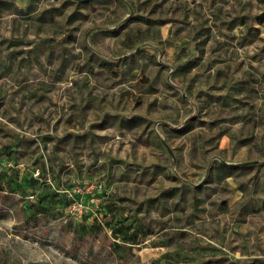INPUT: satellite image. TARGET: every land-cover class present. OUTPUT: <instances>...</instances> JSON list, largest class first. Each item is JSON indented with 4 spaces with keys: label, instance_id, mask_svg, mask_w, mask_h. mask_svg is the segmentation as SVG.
I'll list each match as a JSON object with an SVG mask.
<instances>
[{
    "label": "rangeland",
    "instance_id": "1",
    "mask_svg": "<svg viewBox=\"0 0 264 264\" xmlns=\"http://www.w3.org/2000/svg\"><path fill=\"white\" fill-rule=\"evenodd\" d=\"M0 264H264V0H0Z\"/></svg>",
    "mask_w": 264,
    "mask_h": 264
},
{
    "label": "trees",
    "instance_id": "2",
    "mask_svg": "<svg viewBox=\"0 0 264 264\" xmlns=\"http://www.w3.org/2000/svg\"><path fill=\"white\" fill-rule=\"evenodd\" d=\"M36 207V206H35ZM36 209L39 211L37 212L38 214H44L45 213V209L43 207H36ZM37 213H34L35 215ZM110 226L109 223H106V226ZM96 229V230H100V225L98 223H95L92 225L91 229ZM111 233H112V237L113 239H117V238H120L122 240L123 243H129V244H136V239H134L133 237H126V236H123V234L120 233L119 230L117 229H111ZM113 246L116 247V248H119L120 245L118 243H113Z\"/></svg>",
    "mask_w": 264,
    "mask_h": 264
}]
</instances>
